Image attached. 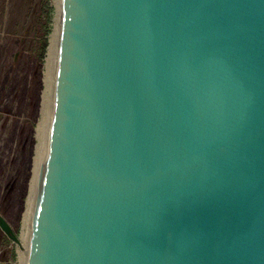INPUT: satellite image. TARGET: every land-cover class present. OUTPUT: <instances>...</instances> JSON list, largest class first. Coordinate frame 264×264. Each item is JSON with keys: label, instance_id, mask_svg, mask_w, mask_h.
Here are the masks:
<instances>
[{"label": "water", "instance_id": "water-1", "mask_svg": "<svg viewBox=\"0 0 264 264\" xmlns=\"http://www.w3.org/2000/svg\"><path fill=\"white\" fill-rule=\"evenodd\" d=\"M57 2L22 264H264V0Z\"/></svg>", "mask_w": 264, "mask_h": 264}, {"label": "rangeland", "instance_id": "rangeland-1", "mask_svg": "<svg viewBox=\"0 0 264 264\" xmlns=\"http://www.w3.org/2000/svg\"><path fill=\"white\" fill-rule=\"evenodd\" d=\"M38 1L0 0V214L13 230L18 228L19 237L29 191L30 179L26 185L25 178L31 142L33 147L36 143L35 126L41 108L46 56L43 63L36 59L38 42L32 29ZM50 2L53 6L51 31L55 3ZM34 150L35 147L32 157ZM0 234V264H14L22 248L3 232Z\"/></svg>", "mask_w": 264, "mask_h": 264}, {"label": "bare ground", "instance_id": "bare-ground-1", "mask_svg": "<svg viewBox=\"0 0 264 264\" xmlns=\"http://www.w3.org/2000/svg\"><path fill=\"white\" fill-rule=\"evenodd\" d=\"M53 2L55 3V13L58 9V2L57 0H53ZM55 16V14H54ZM51 34L49 36V42H48V48H47V52H46V56H45V63H44V70H43V91H42V94H41V97H46L47 95V88H46V84H47V79H48V70H49V65H50V58L53 56V53H54V50H55V47H56V41H57V30H56V16L54 17V22H53V25H52V30H51ZM41 103V102H40ZM43 126V117H42V103H41V108H40V114H39V120L36 124V128H35V138H36V141L39 137V134H40V128ZM35 150H34V155L32 157V168H31V178H30V181H29V184H28V195H27V199H26V202H25V205H26V208H25V211L23 213V223L21 224L22 225V229H21V236L19 238V245H20V248H22V245H23V241H24V231H25V227H26V212H27V209H28V206H29V200H30V197H31V194L33 192V188H34V185H35V182H36V179L38 178V161H37V146H36V143H35ZM22 254H23V248L20 249L19 251V262L22 264L21 260H22Z\"/></svg>", "mask_w": 264, "mask_h": 264}, {"label": "trees", "instance_id": "trees-1", "mask_svg": "<svg viewBox=\"0 0 264 264\" xmlns=\"http://www.w3.org/2000/svg\"><path fill=\"white\" fill-rule=\"evenodd\" d=\"M39 5L38 8L36 9V13L34 14V26H33V33H34V38L36 39V41L38 42L37 46V50H36V59L39 60L40 63H43V58L46 54V50H47V44H48V36L50 34V23L52 22V13H53V6L51 5L50 0H39ZM33 145L34 142H31V153H30V157L28 159L29 164H28V168H27V173H26V178H25V183L27 185V182L29 181L30 177H31V168H32V154H33ZM23 198V197H22ZM22 200V199H21ZM24 209V206L21 207V211H20V215L22 213ZM2 215V214H1ZM6 220V219H5ZM19 220H20V216H19ZM8 221V220H7ZM18 227V224L17 226ZM15 234L18 233V228H16V230H13ZM18 235V234H17ZM4 240L6 242H9V240L7 238H4ZM13 256V254H12Z\"/></svg>", "mask_w": 264, "mask_h": 264}, {"label": "built area", "instance_id": "built-area-1", "mask_svg": "<svg viewBox=\"0 0 264 264\" xmlns=\"http://www.w3.org/2000/svg\"><path fill=\"white\" fill-rule=\"evenodd\" d=\"M22 229V228H21ZM17 254H18V250H17ZM14 264H21L19 262V254L17 255V259L15 261H13Z\"/></svg>", "mask_w": 264, "mask_h": 264}]
</instances>
